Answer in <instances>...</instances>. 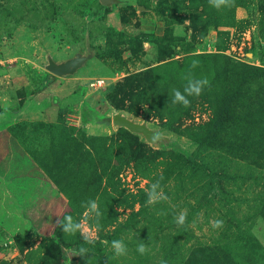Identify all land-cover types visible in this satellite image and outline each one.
<instances>
[{"label":"rangeland","instance_id":"obj_1","mask_svg":"<svg viewBox=\"0 0 264 264\" xmlns=\"http://www.w3.org/2000/svg\"><path fill=\"white\" fill-rule=\"evenodd\" d=\"M240 3L229 7L234 10L239 4L236 25L225 27L217 13L223 8L217 10L209 0H119L104 9H99V0H0V106L6 101L7 109L15 110L44 90L42 114L30 110L34 113L19 114V119L0 118H5L0 130L11 136L12 125L25 119L29 123V140L24 146L13 136L24 157H13L9 170L0 171V264H160L162 247L180 228L174 217L182 211L186 212V226L174 241L181 256L198 244L226 242L234 264H264L260 261V255L264 257V220L257 213L264 197V153L254 147V154L210 156L211 166L219 173L235 176L219 182L228 201L214 194L217 188L205 196L201 186L192 187L185 178L179 182L176 171L167 172L175 150L191 153L197 144L190 135L164 127L157 101L161 84L157 89L152 76L156 66L176 61L178 68L174 66L170 72L172 80L166 91L168 105L173 104L172 90H182L188 79L184 72L191 68L193 73L201 71L195 78H206L215 90L223 83L220 73L231 63L247 66L253 79H259L260 68H264V0ZM77 55L87 59L72 74L55 76L45 69L49 58L62 62ZM169 68H161L158 77L167 75ZM136 76L146 88L134 90ZM253 79L248 78L249 83ZM239 83V76L230 78L231 85L238 87ZM74 93L86 94L82 104L71 100ZM256 98V94L251 97L252 111ZM196 99L182 127L202 123L210 116L208 106ZM237 102L238 110L243 111L241 99ZM115 113L147 125L162 138L151 143L135 133L139 140L167 154L155 161L147 176L133 162L123 166L118 173L121 194L112 187L105 192L103 174H99L101 184L92 191L93 173L104 162L76 156V139L84 131L86 136H112L118 143L119 126L112 123ZM40 123L63 124V133L68 134ZM25 146L35 150L34 157ZM119 153V149L109 153L110 163L121 159ZM88 162L95 165L90 168ZM186 174L185 170L182 176ZM161 177L160 189L168 199L148 204L147 192ZM142 189L146 195L139 197ZM89 200L98 203L99 217L86 213L82 204ZM68 215L81 223L75 234L64 233L57 225L58 219ZM217 219L224 221L222 228L212 227L210 222ZM80 236L102 239L103 247L90 260L77 254ZM114 240L126 246L125 255H115ZM141 242L147 248L143 255L137 251Z\"/></svg>","mask_w":264,"mask_h":264},{"label":"trees","instance_id":"obj_2","mask_svg":"<svg viewBox=\"0 0 264 264\" xmlns=\"http://www.w3.org/2000/svg\"><path fill=\"white\" fill-rule=\"evenodd\" d=\"M236 1L238 0H235L233 4H235ZM239 1L241 2L240 4H245V0ZM237 5L239 4H236L235 8ZM104 8L105 6L103 5L99 6V9ZM235 8L234 10H231L229 7H223L222 10L217 12L220 18L219 23L222 26L232 27L236 25L237 21L235 18ZM215 56V54H211V57ZM168 65H170L169 73L174 70V66L175 69L176 67L178 68L176 61L171 60L170 62L162 63L152 69V76L153 80H155L157 89L159 84H161V87H159L160 90L157 93V101L158 106L160 107L162 119H164L163 125L168 130H171L179 135H190L197 144V150L187 154H182L176 152L175 150L173 161H171L170 165H168L167 172L176 171V176L179 178V182H183L187 179L188 183L192 187L194 185L195 187L201 186L203 192H205V196L217 188V191L214 194L219 195L228 201V197L226 198L224 196V186H221L219 182L222 181L223 178L234 179L235 176L226 172H223V174L219 173L215 169L216 167L211 166L212 159L210 156L225 154L233 157L240 154H254V147H260V150L264 153V68H260L262 72L261 77L259 79H253L255 75L247 66H241L237 63L229 64L227 71L220 73L223 81L220 87L216 90L213 87H205L202 93L197 96L196 101H200L202 105L206 104L208 106L210 111L208 119L199 124L184 125V127H182L183 120L190 117V109L194 107L196 96L188 97L191 102L188 107H184L182 104L168 105V103H166V91L168 90V86L171 84L172 79L170 76L173 75V73H168L167 75L164 74L166 79L164 77H158L157 74L161 68ZM226 65L227 63L225 66ZM230 71H233V74H230ZM193 72L194 69L191 68V71L188 73L185 71L184 73L188 75V78H195V76L199 75L201 71L199 70V74ZM175 74L179 75L180 73ZM232 76L240 77L238 87L230 84V78ZM248 78L254 80V82H251L255 85L254 87H252L251 83H249ZM197 79L202 78L198 77ZM133 84L134 90L139 87H147V85L146 87L144 84L142 85L139 76L134 78ZM183 87L184 86H182L181 91H183ZM254 94H256L257 98L253 100L255 101V106L252 111L251 97H253ZM239 98L243 102L242 107L245 106L243 111L238 110L239 107L237 101ZM1 111L2 107L0 106V112ZM28 124V121H19L9 128L13 136L17 138L19 142L23 143V146L24 143L29 140L26 131ZM41 125L43 127H52L60 134H68L66 132L63 133V130H66L63 124L43 123ZM80 133L81 136L79 139H76V146H78L77 151L75 152L76 156L83 154V156L86 155L87 159L90 157L94 161L99 160L101 163L104 162L103 165L97 169L96 174L93 173L94 177L96 175V180L91 182L92 191H95L97 185L101 184L102 176L99 174H103L106 177L105 192L108 187H112L116 193L121 194L118 187L120 186L118 173L123 166L129 165L133 162L135 166H140L141 172L144 171L142 174L147 176V173L153 171L155 161H157L158 158L164 159L167 154L166 150L150 148L146 142L139 140L137 134L124 127L118 128L117 137L119 141L116 144L114 143V137L112 136H86L84 131H80ZM67 137L71 139L72 136L68 135ZM86 147H88V149ZM25 149L33 157L35 156L34 149L31 151L26 146ZM116 149L121 151L122 157L117 163H110L111 160L109 153H113ZM203 152L208 153L207 155L206 153L204 155ZM88 164L90 168L95 165L90 162H88ZM85 168L86 167H82L81 169L84 170ZM185 170L188 171V174L182 176L184 175ZM162 179L163 178L161 177L159 181L160 184H163ZM139 193V197H141V195H146V191L143 189ZM139 200L141 205H143L145 198L142 197ZM142 209L135 212L134 216L141 213ZM257 213L264 220V197L261 200V204L258 205ZM186 222L183 226H180L177 233L170 236V240L172 241L162 247L164 251L162 260L166 261V264H234V255L231 251H229L230 249L226 247V242H218L214 245L198 244L190 248L185 256H181L178 245L174 244V241L177 242V238L182 235ZM91 241V243H87L85 237L83 236H80L77 241L76 247L78 251L81 246L87 248V253L83 255L87 256L86 261L95 257L97 252L100 250V247H103L102 239ZM174 254L176 257L173 259ZM100 257L101 255L99 258ZM180 257L183 258L182 262L180 261ZM260 261H264V257L261 258V255ZM85 263L82 262L81 264Z\"/></svg>","mask_w":264,"mask_h":264},{"label":"clouds","instance_id":"obj_3","mask_svg":"<svg viewBox=\"0 0 264 264\" xmlns=\"http://www.w3.org/2000/svg\"><path fill=\"white\" fill-rule=\"evenodd\" d=\"M234 3V0H209V4L216 8L217 10L223 7H230ZM187 23V21L185 22ZM179 32L174 33V35H178ZM264 43V41H261ZM147 43H145V47H147ZM197 65L196 61H193V67ZM209 86V81L206 78L197 79V78H188L186 84L183 87V91L180 89H173L171 93V99L173 104H182L184 107L190 106V100L188 97L190 96H199L205 87ZM147 203L154 204L161 200H167L168 197L162 193L160 189V182H154L150 189L147 192ZM86 209V213L88 215L94 214L99 217V208L98 203L95 200H89L86 203L82 204ZM174 222L178 226H183L186 222V212H180L176 217H174ZM213 228H222L224 225V221L217 219L210 222ZM57 225L61 227L62 231L67 234H75L77 231L81 230V223L77 222L73 219L72 216H65L62 220H57ZM85 240L87 243H91L90 237L86 236ZM111 247L115 252L116 256H122L127 253L126 246L120 240H114L111 242ZM137 251L142 255L147 251L146 245L141 242L137 247ZM87 253V248L81 246L79 248V252L77 253L80 256H83ZM160 264H166L164 260L160 261Z\"/></svg>","mask_w":264,"mask_h":264},{"label":"crops","instance_id":"obj_4","mask_svg":"<svg viewBox=\"0 0 264 264\" xmlns=\"http://www.w3.org/2000/svg\"><path fill=\"white\" fill-rule=\"evenodd\" d=\"M44 90H40L39 92H37L36 94L33 95V97H29L25 103H21L20 107L14 108L15 110H11L10 107H8L7 109V102L6 101H1V106L4 108L3 112H1L0 114V118L3 117H15L14 119H19L22 118L21 115L22 114H28V113H34V112H38L39 110L41 111L42 114V110L44 109V107H42V101H40L42 98ZM74 98L71 100H78L81 104H82V100L84 98H86V94L82 95V93H80L79 95H77L76 93L73 94ZM33 99V100H32ZM3 100V99H2ZM6 108V109H5ZM31 108V109H30ZM30 110L34 111L31 112ZM39 111V112H40ZM21 114V115H19ZM40 114V113H39ZM20 116V117H18ZM27 118V117H24ZM5 118L0 119V124H2V120ZM26 120V119H25ZM23 149L21 148V145L17 142V140L11 136L10 134L3 132L0 130V171H5L7 172L9 169L6 170V168H8V166H10V161L12 160V158L14 157H18V155L24 157V153L22 151ZM15 158V159H16ZM17 160V159H16Z\"/></svg>","mask_w":264,"mask_h":264},{"label":"water","instance_id":"obj_5","mask_svg":"<svg viewBox=\"0 0 264 264\" xmlns=\"http://www.w3.org/2000/svg\"><path fill=\"white\" fill-rule=\"evenodd\" d=\"M99 2L103 6H109L118 3L119 0H99ZM86 59V56L81 55H77L74 58H70L62 62H55L53 59L49 58L47 64L45 65V69L55 76L72 74L83 64ZM112 123L118 125L119 127H124L133 133L142 134L145 140L151 143L156 142L162 138L160 136H157L155 132L151 130L147 125L132 121L124 117L120 113L113 114Z\"/></svg>","mask_w":264,"mask_h":264}]
</instances>
